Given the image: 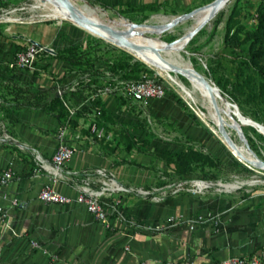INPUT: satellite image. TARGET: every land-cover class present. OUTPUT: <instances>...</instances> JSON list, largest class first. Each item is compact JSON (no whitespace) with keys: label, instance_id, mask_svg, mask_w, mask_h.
Segmentation results:
<instances>
[{"label":"rangeland","instance_id":"obj_1","mask_svg":"<svg viewBox=\"0 0 264 264\" xmlns=\"http://www.w3.org/2000/svg\"><path fill=\"white\" fill-rule=\"evenodd\" d=\"M80 1L96 10L105 20L124 19L136 26L160 27L165 24L167 28L162 32L146 36L167 44L174 43L185 36L193 26L194 14L213 2L183 14H177L158 10L146 13L109 10L84 0ZM260 1L232 0L226 10L215 14L193 36L181 51V55L189 62L191 61L190 63L198 72H202L215 85L218 84L216 87L221 94L238 109L248 123L241 125V128L249 148L264 161V132L249 125L250 123L264 126V101L259 93L262 77L250 64L247 46L231 49L225 47L223 42L226 21L233 8L236 7L239 12V23L246 30H251L255 26L256 10ZM33 6V0H0V35L12 37L10 39L17 43L15 44L17 53L31 44L43 46L40 40L44 30L47 32L46 36L53 42L73 48V59L82 63L81 68L68 65V71L60 79L57 77L56 80H52L55 81L53 92L55 96L61 100L57 94L60 89L63 92V100L69 108L74 110V114L70 115L64 107L67 115L61 117L54 131L55 140L58 130L67 124L69 143L73 139L85 137L89 142L99 144L101 149H106L108 153L118 156L122 164L151 170L156 174V184L152 188L125 187L119 184L124 188H131L132 191L112 194H136L153 203H161L179 195H195L205 198L206 201L228 203L229 207H232L230 210L234 213L244 209L254 212L264 208V173L251 168L239 159L225 145L212 124L200 115L199 109L190 104L161 71L150 67L119 46L86 34L68 21L64 20L59 25L56 20L37 17L44 12L34 10ZM48 47L46 48L52 49V46ZM52 54L54 53L48 52L39 55L34 74H44L43 71L48 67V60L55 57ZM105 71L109 73V78L104 77ZM143 77L157 79L164 83L165 94L161 99L150 100L146 106L139 107L125 97L123 91H115L110 96L92 99L89 97L91 91L94 92L103 85L112 87L116 78L137 80ZM178 78L190 86L184 78L181 76ZM72 85H76V92L69 91ZM82 91H88L85 106L90 107L91 114L81 109L84 103L75 104L77 105L75 106L65 99L68 94ZM104 98H107V103L102 104ZM196 98L198 105L202 107V99L198 94ZM98 110L101 111V117L96 122L104 130L105 136H110V140L99 139L90 131L92 119ZM84 115L89 121L81 130L76 123L77 118ZM75 127L79 128L78 131ZM232 138L240 144L233 134ZM35 162L37 169L35 172L43 173L37 166V157ZM99 169L109 171L103 167L88 171L80 185L89 179L90 187L100 190L102 179L96 175ZM250 180L259 183L253 186L243 185L234 191L223 189L219 191L215 186L218 182L232 184ZM197 182L214 186L201 190ZM139 191L144 194H139ZM19 204L17 206L19 209L25 207L24 203ZM6 211L9 216V211ZM224 220L225 217L216 211H206L189 218L182 214H173L165 220L162 227L168 228L185 222L188 230L194 232L201 224H209L216 228L223 224ZM190 225H194V229H189ZM263 247L251 255L258 254ZM43 249L44 252H40L48 256L49 252Z\"/></svg>","mask_w":264,"mask_h":264},{"label":"crops","instance_id":"obj_2","mask_svg":"<svg viewBox=\"0 0 264 264\" xmlns=\"http://www.w3.org/2000/svg\"><path fill=\"white\" fill-rule=\"evenodd\" d=\"M84 1L109 10L146 13L157 9L183 14L214 0ZM46 33L42 31L40 44L52 46L53 56L68 47L53 42ZM10 38L0 35V171L10 169L14 176L7 185L0 186V207L9 211V224L19 238L5 231L0 222V264H216L228 257L251 255L264 246V208L234 213L228 203L206 201L195 195L153 203L136 194H112L101 199L110 223L107 229L81 205L40 202L37 195L50 180L45 172H35V158L51 160L56 149L54 131L61 118L56 112L28 106L29 95L44 92L49 103L56 97L52 80L60 79L69 67L53 57L44 74L10 70L7 65L17 51V43ZM87 95L88 91H82L68 94L65 99L74 105L84 103L81 109L91 114L90 107L85 106ZM105 103L107 98L102 99ZM88 121L84 115L77 118L76 125L83 130ZM70 144L75 152L54 184L63 195L76 197L86 172L100 167L109 169L116 183L125 187L152 188L156 184L155 172L122 164L118 156L85 137L73 139ZM12 200L25 207H11ZM206 211L221 213L223 224L216 228L201 224L194 232L185 222L160 231L153 229L163 226L170 215L189 218ZM30 242L41 245L49 255L33 249Z\"/></svg>","mask_w":264,"mask_h":264},{"label":"bare ground","instance_id":"obj_3","mask_svg":"<svg viewBox=\"0 0 264 264\" xmlns=\"http://www.w3.org/2000/svg\"><path fill=\"white\" fill-rule=\"evenodd\" d=\"M231 1L232 0H227L218 12L226 10ZM33 3L34 10L44 12V14L37 17L56 20L59 25L64 20L68 21L86 34L119 46L150 67L161 71L168 81L183 95V97L190 104L199 109L200 115L212 124L225 145L239 159L251 168L264 173V161L243 145L235 129L234 121H237L240 128L241 125L248 123L242 116V120L245 123H241L236 119L233 115L235 109L228 108L226 104V101L229 103L231 102L222 94L221 95L225 100L219 99L212 89L210 79H208L202 72H198L194 66H192V64L181 55V51L184 49V47L182 48V45L184 44L185 39L200 23L210 18L211 13L215 9V3L196 12L193 16L194 23L192 28L185 34V36L172 45L158 39H150L146 36L147 34L150 35L151 33L155 34L162 32L167 28L165 24L160 27L149 25L136 26L130 24L124 19H117L114 21L105 20L96 10L87 7L80 0H33ZM214 16L215 15H213L209 21ZM162 21L164 22L165 20ZM178 76L184 78L190 86L183 83ZM196 94L202 99V107L199 106L200 104L198 105ZM202 109L204 111H202ZM230 110H232V112H230ZM249 125L253 128L261 129L260 127H257V125L250 123ZM261 130L263 131V129ZM232 134L240 141V144H237V142L233 140ZM257 183L259 182L253 180L248 182L238 181L232 184H222L221 182H218L215 186L218 187L219 191L222 189L225 191H234L243 185L253 186ZM198 184L201 190L212 188L214 186L209 183Z\"/></svg>","mask_w":264,"mask_h":264},{"label":"built area","instance_id":"obj_4","mask_svg":"<svg viewBox=\"0 0 264 264\" xmlns=\"http://www.w3.org/2000/svg\"><path fill=\"white\" fill-rule=\"evenodd\" d=\"M47 48L44 46H37L31 44L25 49L17 52L13 57L12 61L8 63L7 67L10 70H27L34 72L36 70L35 64L41 53H48ZM105 78H109L108 72H103ZM57 87H59L57 85ZM165 85L157 79H152L149 77H143L137 80H124L122 78H116L114 80L113 86L103 85L100 88L95 89V91L90 92V98H98L102 96H110L115 91H123L125 97L130 99L134 104L139 107L146 106L150 100L161 99L165 94ZM70 92H76V85H72L69 89ZM58 96L61 98L64 107L67 109L70 115L74 114V110L69 108L65 101L63 100V92L58 89ZM101 117V111L98 110L92 119V124L90 131L92 134L96 135L99 139L110 140V136H105L104 130L100 128L96 122L97 119ZM67 138V124L58 130L56 135V149L51 158V161H45L37 157L38 168L45 172L50 182L45 185L38 193L37 199L46 204L52 205H70L77 204L85 208L86 212L89 213L96 221L100 222L107 229L110 228V223L107 216V211L101 203L102 197L105 195H111L115 192H130L132 189H127L120 186L114 180L113 175L105 170L99 169L96 171V175L99 176L101 180L100 190H94L90 187L89 179L85 180L82 185L78 187V194L76 197H68L59 193L55 188L54 184L58 179L62 177V170L64 165L72 158L75 148L68 142ZM13 172L10 169L0 171V186L7 185L13 179ZM202 183V182H197ZM198 189V185L195 183ZM201 191V190H198ZM139 194H144V192L139 191ZM20 204L16 200L11 201V207H17ZM0 222L3 225V229L11 233L12 236L18 237L19 234L13 229L9 224V216L5 209L0 207ZM156 231L163 229L162 226L157 225L153 228ZM189 229H194V225H190ZM31 247L38 251H43L44 249L41 245L36 242H30ZM264 262V247L261 252L251 256L244 257H228L216 264H262ZM180 264H187L185 262Z\"/></svg>","mask_w":264,"mask_h":264},{"label":"trees","instance_id":"obj_5","mask_svg":"<svg viewBox=\"0 0 264 264\" xmlns=\"http://www.w3.org/2000/svg\"><path fill=\"white\" fill-rule=\"evenodd\" d=\"M157 9H151V11ZM121 11V10H120ZM255 26L251 30H246L238 21L239 12L236 7L231 11L225 25L224 45L227 48L239 49L247 46L248 58L250 64L259 72L262 77V82L259 87L260 97L264 101V0H261L257 10ZM60 58L68 65L76 68H81L82 63L75 61L73 48H67L63 51H57L54 55ZM93 63L90 65L92 67ZM218 87V84H216ZM43 92L30 93L28 106L34 109L56 112L58 118L67 115L62 101L54 97L49 103L45 99ZM99 103H97L98 105ZM180 156V155H179ZM264 264V262L262 263Z\"/></svg>","mask_w":264,"mask_h":264},{"label":"water","instance_id":"obj_6","mask_svg":"<svg viewBox=\"0 0 264 264\" xmlns=\"http://www.w3.org/2000/svg\"><path fill=\"white\" fill-rule=\"evenodd\" d=\"M220 0H215V1H213L212 3H215L216 4V6H215V9L213 10V12L211 13V15H210V18L213 16V15H215V13H217L220 9H221V7H222V5L227 1V0H221L220 2H219ZM211 3V4H212ZM210 18H208L207 20H205V21H203L202 23H200L196 28H195V30L194 31H192L190 34H189V36H187V38L185 39V42H184V44L182 45V48L183 47H185L187 44H188V42L193 38V36L209 21V19ZM177 42V41H176ZM176 42H174V43H176ZM174 43H171V45L172 44H174ZM36 44V43H35ZM37 45V44H36ZM38 46H40V45H38ZM48 52H51V53H53V51L51 50V49H46ZM190 63V62H189ZM191 64V63H190ZM210 83L212 84V89H213V91L215 92V94H216V96L219 98V99H221V100H225V98H223V96L221 95V93H220V90L216 87V85L210 80ZM226 104H227V106H228V108H233V109H235V113H233V115L236 117V119L238 120V121H240L241 123H245L242 119V117H241V115L239 114V111H238V109L233 105V104H231V103H229V102H227L226 101ZM230 112H232V110H230ZM235 122V129H236V131H237V134H238V137H239V139L241 140V142L243 143V145L247 148V149H249L250 150V148H249V145H248V143H247V140H246V138H245V136H244V134H243V132H242V129L240 128V126H239V124L237 123V121H234ZM254 125H257V127H260L261 129H263V131H264V126L263 125H260V124H254ZM251 151V150H250ZM252 152V151H251ZM253 153V152H252Z\"/></svg>","mask_w":264,"mask_h":264}]
</instances>
